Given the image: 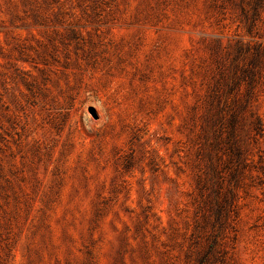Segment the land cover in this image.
<instances>
[{
	"label": "rangeland",
	"instance_id": "1",
	"mask_svg": "<svg viewBox=\"0 0 264 264\" xmlns=\"http://www.w3.org/2000/svg\"><path fill=\"white\" fill-rule=\"evenodd\" d=\"M262 167L264 0H0V264H264Z\"/></svg>",
	"mask_w": 264,
	"mask_h": 264
},
{
	"label": "trees",
	"instance_id": "2",
	"mask_svg": "<svg viewBox=\"0 0 264 264\" xmlns=\"http://www.w3.org/2000/svg\"><path fill=\"white\" fill-rule=\"evenodd\" d=\"M261 161H262V157H261ZM262 170H263V172H264V167H262Z\"/></svg>",
	"mask_w": 264,
	"mask_h": 264
}]
</instances>
